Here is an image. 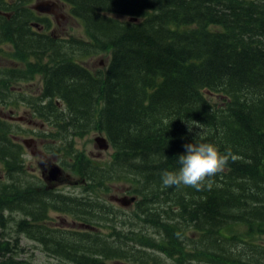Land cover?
Masks as SVG:
<instances>
[{"label": "trees", "instance_id": "trees-1", "mask_svg": "<svg viewBox=\"0 0 264 264\" xmlns=\"http://www.w3.org/2000/svg\"><path fill=\"white\" fill-rule=\"evenodd\" d=\"M64 2L77 12L86 40L77 41L75 55L48 66V96L65 105L53 121L64 123V132L107 136L114 150L110 170L125 177L139 197L134 216L158 238L128 229L114 231L125 234L117 243L115 233L108 240L95 231L107 244L84 256L77 253L88 233L75 232L73 246L51 241L62 249L55 252L68 259L72 250L70 260L80 264L120 258L131 264H264V0ZM100 52L105 66L86 67L81 55ZM199 142L237 159L199 191L163 186L162 173L178 169L183 145ZM8 158V164L15 161ZM91 164L78 157L79 174L103 170ZM97 179L92 190L101 175ZM24 194L17 175L0 184V211L21 203ZM86 214L78 212L88 223L96 219ZM7 250L0 243V252ZM12 263L21 261L11 257Z\"/></svg>", "mask_w": 264, "mask_h": 264}, {"label": "flooded vegetation", "instance_id": "flooded-vegetation-1", "mask_svg": "<svg viewBox=\"0 0 264 264\" xmlns=\"http://www.w3.org/2000/svg\"><path fill=\"white\" fill-rule=\"evenodd\" d=\"M33 1L36 3L32 4ZM38 3L43 4L44 11L35 8ZM67 21L75 28L80 22L77 12L71 10L64 0H1L0 3V119L4 120L0 123V127L5 134V137H0V164H2L0 170L3 171L0 178L4 177L5 182L0 179V184L10 183L18 174H24L26 180L23 201L19 204L8 203L7 207L1 208L0 214L3 219L0 220V226L5 227L8 220H13L14 212H21L24 216L17 220V224L22 222L23 228L19 230L26 233L24 236L28 240L34 241V244L29 246L31 252H34V249L40 252L45 250V241L34 232L43 233L41 226L50 225L49 211L70 213L74 216V220L70 226L66 225V229L88 233L86 243L89 244L90 252L89 254L82 252V255L87 256L99 248L95 243L96 240H100L99 235L109 237L110 239L106 237L108 240L114 236V234L108 235L109 232L107 235L103 233L95 235L94 232L99 231L101 227L88 222L87 225L86 221L81 220L84 215L80 217L78 215L79 210L83 208L88 209L83 210L87 212L86 215H92L89 207H94L98 215L107 216L102 214L107 209L104 200L97 201L102 199V195L92 193L90 184L98 183L97 176L101 175L102 181L97 187H101L105 194L107 189L110 190L109 184L125 181V177L118 176L117 172L110 170L112 148L108 159L99 157V153L96 157H92L85 149L75 147L74 137H78L76 134H65L64 123L53 121L62 109V103L58 98L48 96L50 92L47 90L45 77L53 76L48 72L50 69L48 66L60 62L69 52L77 51L72 34L63 33ZM21 82H25L26 86L29 83L30 86L35 84L33 90L26 91V86H21ZM48 98L52 99L50 106H48ZM20 102H24L29 108L23 112V115L16 114L17 107L21 106L18 105ZM8 128L15 129L16 133H10L8 137ZM0 134L2 135L1 132ZM14 147L23 152V162H20ZM26 148L32 157L35 155L40 157L37 163L41 168L40 175L37 174L35 167L26 168L28 166L25 157ZM8 156L15 157V161L8 164ZM84 156L91 160V165H95L96 162L103 170H89L95 173L89 177L79 174L76 161L78 157ZM53 165H58L62 170L55 179H51L50 176V167ZM31 179L33 182L30 181ZM76 184L83 186V190L80 191L82 195L72 196L71 191L58 190L60 185ZM122 193L123 195L120 196H110L109 200L127 207L128 205L123 204L122 198L132 193L127 186L122 189ZM90 199H94L95 202L92 204ZM110 216H107L104 222L99 221V218L92 221L96 224H106L108 227L105 228L114 229L113 219ZM119 216L124 218V214L120 213ZM116 236L118 237L116 242L123 243L125 234L121 232ZM5 241L8 242V250L0 252V256L6 254L10 256L22 249L19 247L18 238L13 239L11 243L8 238ZM105 262L107 263V260ZM108 262L131 264L124 258L111 259ZM192 263L188 260V264Z\"/></svg>", "mask_w": 264, "mask_h": 264}, {"label": "rangeland", "instance_id": "rangeland-1", "mask_svg": "<svg viewBox=\"0 0 264 264\" xmlns=\"http://www.w3.org/2000/svg\"><path fill=\"white\" fill-rule=\"evenodd\" d=\"M36 3L35 1L32 2V4ZM65 30L63 31V33L65 34H72L73 36H77V37H85L84 35V31H83V27L82 25L79 24L76 26V28L70 24L69 21H67V23H65ZM60 32V31H58ZM78 56V55H76ZM82 56V61L83 63H86L88 65L89 68H97L99 66H103L105 65L104 62V57L105 54L104 52H100V53H96V54H83ZM25 82H21V86H26L24 84ZM37 83V82H35ZM35 84H31L30 83L25 87L26 91L30 90V92L33 90ZM32 87V88H31ZM21 105L19 108L17 107V112L16 114L18 115H23V112L25 110H28V105H26L24 102H20ZM0 132L3 134V130H0ZM7 136L9 137L10 133H16L15 129H11L8 128V132H7ZM104 135V133H99L97 131H89L87 133L84 134V136H78V137H74V145L77 148L80 149H85V151L87 153H90L92 157H96L97 154L99 153V157L101 156V158L103 159H108V155L111 152V149L108 150H101V152H98L99 149L96 148L94 146V136L95 135ZM15 151L18 153L20 162H23V152L21 151V149H18L16 147H14ZM26 152L27 154H25L26 157V163L28 164V166L25 167L29 169V166L31 167H35L37 169V174L40 175V171L41 168L38 166V161L40 160V157L35 155L34 157L31 156V154H29L28 152V148H26ZM2 165V164H0ZM2 169V167H0ZM3 171L0 170V174H2ZM24 174H18V178L19 180L22 182V184H25V179H24ZM2 179L3 182H5V178H0ZM31 182H33V180H30ZM110 186V190L107 189L106 193L104 194L101 190V187H94L93 192L92 193H96V194H100L101 196V200H97V201H102L104 200L106 206V210H104L102 212L103 215H107L110 216L111 219H113V225H114V229H108V228H100L99 231L102 232L104 235H107L108 232L110 231H115V230H119L122 232H127L128 229L133 230V232H137V233H143V234H149V235H155V237H157L158 232L155 228H153L152 226H150L149 223L143 222L141 220V218L135 217L134 216V211L136 209H139L140 206L138 204V206L136 205V203H134L133 205L124 207V206H120L118 203L110 201L109 197L112 195H123L122 193V189H124L125 186L129 187L128 182L127 181H118V182H113L111 184L108 185V187ZM58 190L67 192V191H71L72 192V196H79L82 195L80 193V191L83 190V186H81L80 184H76V185H60L58 187ZM139 200V197L137 196V201ZM94 201V199H90V202ZM81 208V207H80ZM83 210H88L86 208H83ZM6 211V210H5ZM89 211L92 213V215H96V219L99 218V221L104 222L107 216H100L98 215V211L96 208L94 207H89ZM115 213V214H114ZM121 213V215L124 214V218L122 219L121 216H119ZM7 214V212H6ZM14 219L13 220H8L6 222L5 227L0 226V243H3V245L5 243H8L7 241H5L6 238H8L9 243H11L13 241V239L18 238V244L19 247H21V250H18L17 253H14L13 255L6 254L5 256H0V264H7V262L10 261V258L12 256H14V260H18L21 261V264H70L72 260H70V257L73 256V251H66L67 255H68V259L64 258L62 255H60L59 253H56L55 250H58L59 248H57L56 244H54L51 241H55V239H60V240H66L67 242V247L69 246H73V245H68L69 243H73L74 239L73 234H75L76 231L74 230H67V226H70L72 220H74V216L70 213H64V212H60V211H54V210H50L48 213V218L51 221L50 225H42L41 230L42 232H34L36 235H38V237H42L45 241V247H44V251H38V250H33L34 252H31V248L29 247L30 245L34 244V241L32 240H28L26 236H24V234H26L24 231H20L19 230V226L22 224V222H20V224H17V220L22 218L24 215L21 212H14ZM81 215H79L80 217ZM115 220V221H114ZM79 221V220H78ZM68 223V224H67ZM87 225H89L87 222H85ZM90 224L96 225V223L94 221H89ZM56 225V226H55ZM101 225V224H99ZM88 227V226H87ZM160 233V232H159ZM50 238V240H48ZM158 238V237H157ZM3 239V240H2ZM80 240V239H79ZM83 241V240H81ZM56 243V241H55ZM92 243V242H91ZM97 244L98 247H102L103 245L107 244V242H104L103 240H96L95 242ZM260 243L264 245V234H262L260 236ZM36 246H38L37 244H35ZM83 247V244L81 245ZM84 246H86V248H84V250H80V252H78L77 254L82 255V252H90L88 247L89 244L85 243ZM117 245L113 246L114 249ZM78 247V246H77ZM122 249H124L123 247H121ZM62 250L61 248L58 250L60 251ZM75 254V252H74ZM89 254V253H88ZM80 257V256H79ZM13 264V263H12ZM72 264H77V263H72Z\"/></svg>", "mask_w": 264, "mask_h": 264}, {"label": "clouds", "instance_id": "clouds-1", "mask_svg": "<svg viewBox=\"0 0 264 264\" xmlns=\"http://www.w3.org/2000/svg\"><path fill=\"white\" fill-rule=\"evenodd\" d=\"M194 127H198L195 121ZM183 147L185 152L177 157L178 169L162 173L165 187L183 185L199 191L206 185L210 186L211 178L222 173L230 159H237L231 152L221 153L211 142L187 143Z\"/></svg>", "mask_w": 264, "mask_h": 264}, {"label": "water", "instance_id": "water-1", "mask_svg": "<svg viewBox=\"0 0 264 264\" xmlns=\"http://www.w3.org/2000/svg\"><path fill=\"white\" fill-rule=\"evenodd\" d=\"M36 9L40 10V11H44L45 8L43 7V4L42 3H38L36 6H35ZM135 18H133L134 20ZM94 142H95V145L97 147H99L100 149H107L109 144H108V141H107V138L101 134H98L94 137ZM62 170L61 168L58 166V165H53L50 167V176L51 179H55L57 176H59L61 174ZM135 200V197L132 196V197H123L122 198V202L123 204L125 205H128L130 203H132L133 201Z\"/></svg>", "mask_w": 264, "mask_h": 264}]
</instances>
